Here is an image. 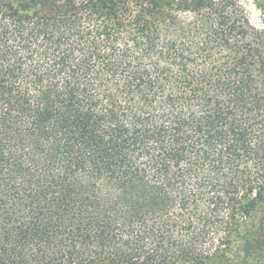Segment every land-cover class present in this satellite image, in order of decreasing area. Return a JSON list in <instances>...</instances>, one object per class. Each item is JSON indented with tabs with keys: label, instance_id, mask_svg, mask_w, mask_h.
Masks as SVG:
<instances>
[{
	"label": "trees",
	"instance_id": "1",
	"mask_svg": "<svg viewBox=\"0 0 264 264\" xmlns=\"http://www.w3.org/2000/svg\"><path fill=\"white\" fill-rule=\"evenodd\" d=\"M0 0V264H264V0Z\"/></svg>",
	"mask_w": 264,
	"mask_h": 264
},
{
	"label": "rangeland",
	"instance_id": "2",
	"mask_svg": "<svg viewBox=\"0 0 264 264\" xmlns=\"http://www.w3.org/2000/svg\"><path fill=\"white\" fill-rule=\"evenodd\" d=\"M245 1L247 4V9L250 17L252 18V20L256 21L258 18V9L255 5V1L254 0H245Z\"/></svg>",
	"mask_w": 264,
	"mask_h": 264
}]
</instances>
